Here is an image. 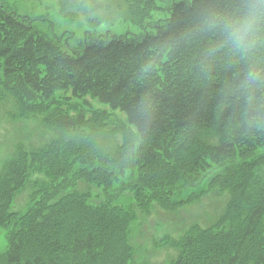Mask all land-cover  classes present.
I'll return each mask as SVG.
<instances>
[{"label":"trees","instance_id":"trees-1","mask_svg":"<svg viewBox=\"0 0 264 264\" xmlns=\"http://www.w3.org/2000/svg\"><path fill=\"white\" fill-rule=\"evenodd\" d=\"M155 2L91 0V24L120 19L150 31L90 36L73 53L44 41L0 1V119H22L43 134L42 145L14 140L0 162V227L14 221L0 264H156L137 262L130 241L137 209L175 214L219 195L226 198L211 213L157 222L171 250L163 264H264V170L256 163L170 200L171 185L197 177L207 158L248 159L264 144V0ZM154 9L168 15L146 26ZM167 62L172 73L163 71ZM61 94L66 103L56 101ZM75 162L87 167L72 182ZM32 167L64 180L15 220L10 207ZM116 169H129V209L114 203ZM79 182L104 198L90 201Z\"/></svg>","mask_w":264,"mask_h":264},{"label":"rangeland","instance_id":"rangeland-1","mask_svg":"<svg viewBox=\"0 0 264 264\" xmlns=\"http://www.w3.org/2000/svg\"><path fill=\"white\" fill-rule=\"evenodd\" d=\"M8 11L17 14L24 21L28 22L32 28L37 29L41 34H44V41L47 42H58L62 49L68 50L69 52L75 53L79 50L83 43L90 42V36H101L104 37L107 35H121L129 34V36L143 35L144 32L150 31V28H147L142 25V27L134 26L132 23H126L118 19V22L122 23H106L102 21L101 23L91 24L89 22V16H94V14H89L94 7V3H91V0H0ZM156 4L160 3L164 7L168 4L170 5L174 1L180 0H155ZM189 1V0H185ZM108 11V10H106ZM105 11L103 10L101 14ZM167 12L164 10L154 9L151 12L150 17L145 22L146 26L149 24L154 25L162 23V19L167 17ZM119 18V16H117ZM93 19V18H91ZM161 20V21H160ZM109 33V34H108ZM162 64V63H161ZM171 63L167 62L162 64L163 71L166 69L170 70V73L174 71V68L170 66ZM2 76L0 70V77ZM65 95L61 94L56 98L57 102L66 103L67 100L64 99ZM48 103V102H47ZM68 103H77L79 107H82L80 103H90L91 108L97 109L100 105L96 104L90 98L87 100H78L71 98ZM76 105V106H77ZM90 107V106H89ZM83 108V107H82ZM90 109V108H89ZM88 110L87 112H89ZM91 112V111H90ZM24 120H6L2 117L0 119V162L3 157L7 154V147H11L14 140L23 139L24 137H29L30 141L34 144L42 145L43 134L40 135L41 130L36 128L31 129L30 126L24 124ZM15 138V139H14ZM252 151L253 155L248 156V159H240L244 157H234L228 160H224L220 163H213L206 159L208 166L204 167L201 171L198 172L197 177L189 179L184 178V180H176L170 187L171 192V202H179L186 200L192 194H199L209 181L214 178L216 175L223 174L226 171H229L231 168L239 167L244 164V162L254 164L256 163L257 171L264 170V144L259 148ZM248 155V154H247ZM250 155V154H249ZM246 158V157H245ZM87 166L75 162L71 165L70 177L72 182L75 179V172L79 169H84ZM108 169L114 170L113 166L107 167ZM68 174V175H69ZM116 174H118L122 180L117 179L115 187L117 188V194L120 193L118 198L114 201L116 204H120L123 207L129 209L130 206L134 203L135 194L132 192V188L124 185V182H129L130 174L129 169H116ZM43 171H39L32 167L29 173L27 182L23 187L17 191L13 198L10 210L15 215V220L26 214L28 210L32 209L39 203L40 200L48 201V197L51 196L52 189L53 191L58 188L61 184V181L64 179H50L47 177ZM67 177V176H66ZM68 178V177H67ZM131 181V180H130ZM137 181L133 180L132 183ZM83 187L87 186L91 195L90 201L99 203L103 198L102 189L93 185L86 184L84 182H79ZM124 183V184H123ZM51 187V189H49ZM61 189L65 188L66 185L60 186ZM61 189H57L60 192ZM143 192V197L145 193ZM56 196H58L56 194ZM226 195H219L216 197H204L200 198V207L189 206L182 209L179 216L182 214L183 217L187 214H193L195 211L200 213H210L215 210V205L221 204ZM50 202V201H49ZM34 206V207H33ZM178 213L170 214L167 211H164L158 207H154L150 213H143L137 209V218L131 224L130 229V241L136 250V259L137 262H141L144 259L151 263L163 264L167 259L168 255L171 254L164 243L160 240L163 236L161 235L160 224L157 222L164 219H167L170 216H175ZM181 215V216H182ZM14 221L8 225L0 227V253H2L8 244L9 233L13 228ZM160 238V239H159Z\"/></svg>","mask_w":264,"mask_h":264}]
</instances>
